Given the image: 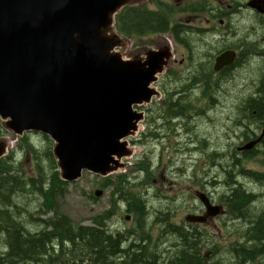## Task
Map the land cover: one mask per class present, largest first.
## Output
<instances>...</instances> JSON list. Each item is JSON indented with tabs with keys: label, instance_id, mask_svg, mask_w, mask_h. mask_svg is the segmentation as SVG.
Masks as SVG:
<instances>
[{
	"label": "water",
	"instance_id": "1",
	"mask_svg": "<svg viewBox=\"0 0 264 264\" xmlns=\"http://www.w3.org/2000/svg\"><path fill=\"white\" fill-rule=\"evenodd\" d=\"M141 0H0V120L15 138H0V159L29 132L48 136L62 180L84 172L108 177L126 169L155 83L173 58L166 40L126 58L129 38L117 16ZM233 52L215 69L232 63ZM260 139L240 149H253ZM97 190L96 197H101ZM205 223L222 214L205 193ZM131 215L126 219L130 221Z\"/></svg>",
	"mask_w": 264,
	"mask_h": 264
},
{
	"label": "trees",
	"instance_id": "2",
	"mask_svg": "<svg viewBox=\"0 0 264 264\" xmlns=\"http://www.w3.org/2000/svg\"><path fill=\"white\" fill-rule=\"evenodd\" d=\"M171 13L172 11L163 8L162 5L160 10H151L147 5L140 7L132 5L126 7L117 16V29L130 39L163 34L168 31ZM255 102L252 100L248 103L254 105ZM7 135L8 131L0 120V138ZM45 138L51 143L52 140L48 136ZM19 140L22 142L20 146L23 151L35 156L37 171L35 175L24 172L21 168L22 162H17L13 152L0 159V244H3L0 264H203L205 262L203 252L212 243L208 241L209 234L206 229L200 225L174 224L171 222L172 213L165 210L155 219L156 225L153 226L159 227L161 235L169 234L173 239L170 252H167L157 263L158 251L152 245L153 226L150 228L147 222L151 217L146 210L147 203L142 198V192L134 189L136 185H129L130 175L127 173L103 179V187L112 188L111 206L93 217L91 226L73 221L56 205L57 197L63 195L68 182L60 177L51 146L46 147L45 151L50 162V175H47L40 164L39 152L28 144L25 136ZM142 169L147 173V162L145 167L142 165ZM255 180L264 183V175ZM238 188L242 190L241 185ZM28 193L39 196L43 204L41 206L45 209L44 214L52 212L50 217L39 221L40 226L34 225V221L39 219H34L35 215L22 204V197ZM228 198L232 216L248 217L252 200L249 194H245L243 190L236 191ZM120 203L126 205L127 213L124 214V219L127 215H131L136 222L133 229L125 232L111 229L115 213H123ZM256 218L251 225L256 232L253 231L250 238L259 243L256 241L251 251L233 246L234 259L242 261L252 259L254 263V259L257 258L254 253L259 255L264 253V242H262L264 211ZM145 226L148 230H144ZM138 242L140 244H137ZM217 248L213 245V250Z\"/></svg>",
	"mask_w": 264,
	"mask_h": 264
},
{
	"label": "rangeland",
	"instance_id": "3",
	"mask_svg": "<svg viewBox=\"0 0 264 264\" xmlns=\"http://www.w3.org/2000/svg\"><path fill=\"white\" fill-rule=\"evenodd\" d=\"M148 4L149 7H154L152 3ZM183 18L184 16L181 14L176 16L174 21H182ZM197 24L204 25V23L201 22H197ZM251 25H256L253 20ZM129 40L130 45L123 50V54L126 58H130L132 53L140 50L155 49L157 43L161 42V39L156 38V36L140 37L139 39L129 38ZM218 40L219 38H215L214 42H217ZM201 48L203 47H198L195 50L196 57H199L201 53H203ZM184 51L185 50L181 46H176V58L178 60L183 57ZM260 65L262 66L260 67ZM263 65L264 64L261 63V61L257 62L256 59H253L252 64L248 62L243 65L242 68H238L235 71V79L237 83L232 89L233 91L230 90L231 93H229V97L223 99L222 103H219L217 109H214L208 116H202V121L198 122L202 123L203 126V134L201 136L206 135L207 137H213L212 144L209 142L206 143L205 138H201V141H198L195 144L198 146V151H194L196 146L186 142V140H189L190 136L195 137V126H193L194 122L190 125L194 134H186L187 131H185L183 127H179V130L177 131L175 126L170 125L169 130L165 132L170 135V140H165L164 143L154 142L153 144L152 141H149L144 137L147 130H149L148 120H146L141 124L142 141L136 144V139H129L130 144L135 148L134 156L129 159L130 164L126 169L120 170L111 176L116 177L119 173H127L130 175L129 185H136L134 189L142 192L147 206L149 205V215L151 216L149 219H153V212L162 207L163 210L170 211L172 213L173 216L171 221L174 224L185 225L184 223H186L185 218L187 215L202 214L200 212H202L201 208H203V205L200 199L196 196V191L204 192L206 194L208 193V196H210L216 204H221L220 196L225 194L232 184H234L232 180V184H230L229 188L224 186L226 173L228 178L229 174L233 170L228 173V169H216L212 162L213 155L210 156V153L218 149L226 152L236 151L237 145H235V142L237 139H229V134H233V131L236 128L235 121L237 118L233 112V104H235L237 99L235 96L232 100L230 96L237 95L248 97L250 95H254L257 89L260 88L259 82H261L256 79L264 77ZM183 73L184 71L180 72V76L184 75ZM253 79L255 80L254 83H256L257 86L256 84H252ZM178 85L179 82H177V84L173 83V85H169L168 88L174 89ZM260 90L261 92H258L259 96L263 98L264 87ZM186 101L187 103L194 102L190 99ZM201 103L203 105L204 101ZM161 112L163 113V111ZM24 136L27 138L28 144L32 145L34 149L39 152V155H41L39 160L41 162L40 164L45 169L46 174L50 175V162L45 151L46 147L51 146V150L53 152V142L51 141L50 143V141L45 138V135L34 132H29ZM6 137L11 139L15 138L11 132H8ZM19 139L20 138L12 142L8 155L13 152L17 162H22L21 168L24 172L30 175H35L37 171L35 156L29 152L26 153L23 151V148L20 146V143L22 142ZM206 139L208 141L211 140L210 138ZM203 145L205 146L202 147ZM201 147L203 151L200 149ZM253 154L256 156L254 160L248 159V161H245L244 159L241 164H243L244 167L247 166L264 171V146H259L258 150ZM145 162H149L150 166L154 167V177L158 181L155 186H153V184L151 185L150 176L142 169V165L145 167ZM138 167H140L141 170L138 171ZM215 174H217V178ZM162 175L165 176V184H163L161 180ZM238 181L243 184L245 189L253 193L254 199L256 200L250 201L251 210L248 217L245 220L237 221L231 220L230 217L226 215L219 218L218 221L209 223L207 228H205L210 235V239L211 235L213 238L211 239L213 243H211L209 248L205 251L209 249V251H211L213 249V245L218 247V251L215 252V258L223 261L224 264H241L238 259H228L229 256H234V253L231 252L232 246L240 239L241 236L234 231L242 229L240 227L242 225L245 228L249 227L251 225L250 221L255 219L264 210V185L252 181L244 176L238 177ZM102 183L103 178L90 172H84L81 179L73 183H68L63 195L57 197L56 205L59 206L61 212L64 211L63 213L68 215L73 221L84 226H91L93 224V217L108 210L111 206L109 194L112 191V188H104ZM97 190L103 191L101 197H96L95 193ZM22 204L29 209V212L35 215L34 219H39L34 221V225L40 226L39 221H41V219H46L52 215V212L44 214L43 211L45 209L41 206L42 201L39 196L34 195V193L24 195L22 197ZM170 204H172V206ZM121 206L122 207L120 209L123 213H115L116 216L112 220L111 228L113 230L125 232L128 229H133L135 222L133 219L129 222L125 221L124 214L127 213L125 212L126 205L122 204ZM36 207H38V209ZM258 210L261 211L258 212ZM152 238V245L153 247H156V250L158 251V263L167 252H170V244L173 237L169 236V234L161 235L159 227L153 226ZM137 244L140 243L138 242ZM248 244L249 246L256 245L255 242ZM2 250L3 244H0V252Z\"/></svg>",
	"mask_w": 264,
	"mask_h": 264
},
{
	"label": "flooded vegetation",
	"instance_id": "4",
	"mask_svg": "<svg viewBox=\"0 0 264 264\" xmlns=\"http://www.w3.org/2000/svg\"><path fill=\"white\" fill-rule=\"evenodd\" d=\"M148 3H152L154 7H149ZM144 5H147L151 10H160L162 5L163 8L172 11L168 31L154 36L161 39V42L166 40L171 43L173 55L170 65L163 74L158 76V81L155 83V87L160 94L154 96L147 105L138 108V110L144 112V120L140 122V125L146 120H148L149 124V130H147V133L144 131V137L152 141L153 144L154 142L164 143L165 140H170V135L165 133L169 130L170 125L175 126L177 131L179 127H183L187 131L186 134L190 135L193 133L190 125L194 122L195 134H193L195 137L190 136L186 142L196 146L195 144L201 141V138H205L206 143L212 144L213 137L201 136L203 134V126L202 123L198 122L202 121V116H208L214 109H217L223 99L229 97L230 90L237 83L235 71L238 68H242L248 62L252 64L253 59L264 64V0H141L134 6L140 7ZM181 14L184 16L183 20L174 21L175 17ZM252 20L256 25H251ZM197 22L204 23V25L197 24ZM139 38L135 37L132 39ZM215 38H219V40L214 42ZM176 46H181L185 50L180 60L176 58ZM198 47H203L201 48L203 53L196 57L195 50ZM227 52L234 53L232 63L223 65L219 70H216L217 58ZM182 71H184V75L180 76ZM256 80L261 82H259L260 88L257 89L254 95L248 97L230 96L232 100L235 96L237 99L235 104H233V112L237 119L235 121L236 128L233 134H229V139H237L235 145L237 144L236 151L238 153L235 150L227 152L219 149L214 150L212 153L219 152L213 159V165L216 169H228V173H230L235 162V156H239V162H241L245 155L255 153L259 146L264 145V97L261 98L258 93L264 87V77ZM254 81L253 79V85L256 84ZM177 82H179V85L174 89L168 88L169 85L172 86L173 83L177 84ZM189 99L194 102L187 103L186 100ZM252 100L256 101L255 104L249 105L248 102ZM202 101H204V107L201 103ZM260 103L262 105H259ZM141 134L142 131L140 129L135 138L136 144L142 141ZM206 138L211 140L208 141ZM258 139H260V143L258 142L259 144L257 143L258 145L256 144L253 149H240ZM194 151H198V146L194 148ZM147 167L151 185L155 186L158 181L154 177V167L150 166L149 162H147ZM215 176L217 178V174ZM238 177L240 175L236 177L237 186H235L232 184V180L234 182L233 171L228 178L226 173L224 186L229 188L230 184H232L225 193L227 197L236 191L242 192L243 190L245 194L249 192L238 181ZM161 180L165 184L164 175L161 176ZM239 185L242 186V190L238 188ZM199 193L204 192L196 191L197 197ZM208 197L213 205L222 206V214L209 218L205 223H192L185 218V225H200L207 228L209 223L230 215L228 204L226 205L223 202L216 204L210 196ZM203 208H201V215L206 213L204 205ZM246 218L240 217L238 220L242 221ZM256 219L251 220L250 224L252 225V221ZM251 225L247 228L252 233L255 230L251 228ZM207 234L209 233L207 232ZM203 256L205 258L203 264L217 263L213 249L203 252Z\"/></svg>",
	"mask_w": 264,
	"mask_h": 264
},
{
	"label": "bare ground",
	"instance_id": "5",
	"mask_svg": "<svg viewBox=\"0 0 264 264\" xmlns=\"http://www.w3.org/2000/svg\"><path fill=\"white\" fill-rule=\"evenodd\" d=\"M260 143V142H259ZM258 143V144H259ZM257 144V145H258ZM237 145V144H236ZM264 146V145H263ZM201 150H202V147L200 148ZM203 151V150H202ZM242 151V150H241ZM237 152V151H236ZM217 153H219V152H214V153H210V155H213V157H212V162H213V159H214V157H215V155L217 154ZM238 153V152H237ZM209 156V155H208ZM256 156H254V154H252V153H248L247 155H245L244 156V158L241 160V162H239V156H235V162H234V164H233V168H231L232 170H233V175H234V185L235 186H237L236 184H237V180H236V177L238 176V175H240V176H244V177H247V178H249L250 180H252V181H255V182H257V183H260V184H262V185H264V183H261V182H258V181H256L255 180V178H257V177H259V176H261V175H264V171H262V170H257V169H253V168H250V167H247V166H245L244 167V165L243 164H241L243 161H244V159H245V161H248V159L249 160H254V158H255ZM258 157V156H257ZM245 164H246V162H245ZM225 185H227V184H225ZM245 190V189H244ZM246 191V190H245ZM247 194H249L250 196H251V199L252 200H254V201H256L255 199H254V195H253V193H251V192H248ZM110 195V194H109ZM154 196V195H153ZM143 198V197H142ZM26 200V199H25ZM211 201V200H210ZM145 203H146V201H144ZM220 202H223L224 204H230V199L227 197V194H223V195H221L220 196ZM160 203V202H159ZM165 203V202H164ZM202 203V202H201ZM212 203V202H211ZM120 204H122V203H120ZM167 204V203H166ZM169 204V203H168ZM203 204V203H202ZM165 205V204H164ZM171 206H172V204H170ZM149 206V205H148ZM147 205H146V210H147V213L148 214H150V211H149V207H148ZM158 206V205H157ZM161 206V205H160ZM220 206V205H219ZM122 207V206H121ZM159 207V206H158ZM222 207V206H221ZM251 207V206H250ZM126 208V207H125ZM163 208H164V206H163ZM229 208H230V205H229ZM117 209H119V208H117ZM233 211V210H232ZM261 210H258V212H260ZM64 212V211H63ZM165 212V210H163L162 209V207L160 208V209H157V210H155L154 212H153V219L151 218V219H149L148 218V224H149V226H150V228H151V226H153V225H156L155 224V219L156 218H158L160 215H161V213H164ZM223 212V211H222ZM152 213V212H151ZM262 213V212H261ZM114 214V213H113ZM236 214H238V213H236ZM190 215V214H189ZM195 215H197V214H195ZM229 217H230V219L231 220H237V221H239L238 220V218H240V217H242V216H240V215H237V217H234V216H232V214H231V208H230V215H229ZM244 217H246V215L245 216H243V218ZM172 218V217H171ZM108 220H109V218H108ZM125 221H127V222H129L127 219H125ZM107 223V222H106ZM136 223V222H135ZM108 224V223H107ZM86 225V224H85ZM109 226H110V224H109ZM112 226V225H111ZM116 226V225H115ZM242 229H237L236 231H234L235 233H238L239 235H241L240 236V239L233 245V246H236L237 248H242V249H245V250H247V251H251V250H253V248L255 247V246H249V244L248 243H254V242H256L257 240H255V239H251L250 237H252V234H251V231L249 230V228H245L243 225L242 226H240ZM144 228V227H143ZM145 228H146V226H145ZM109 229V228H108ZM112 229V228H111ZM129 230V229H128ZM136 231H138V229H135ZM144 230H148V228H146V229H144ZM110 231V230H109ZM127 231V230H126ZM135 231V232H136ZM263 232V231H262ZM139 234V233H138ZM262 235V234H261ZM264 235V234H263ZM139 236H141V234H139ZM210 236V235H209ZM208 236V241H210L211 242V239H210V237ZM145 237V236H144ZM147 237V236H146ZM212 237V236H211ZM259 237V236H258ZM213 239V238H212ZM259 241H261V240H259ZM258 242V241H257ZM213 243V242H212ZM259 243V242H258ZM165 247V246H164ZM206 250V249H205ZM204 250V252H208L209 250H207V251H205ZM164 251V250H163ZM216 251H218V249L217 250H213V254H215V252ZM232 251V250H231ZM162 252V251H161ZM232 253H234V251H232ZM254 254H256L257 256V258L256 259H254V263L252 262V259H250L249 261H242V260H240V259H238L239 261H240V263L241 264H264V253H262L261 255H259V254H257V253H254ZM231 258H234V256H229L228 257V259L230 260ZM216 261V260H215ZM217 263L218 264H224L223 263V261H220V260H218L217 259ZM217 263H215V264H217Z\"/></svg>",
	"mask_w": 264,
	"mask_h": 264
}]
</instances>
